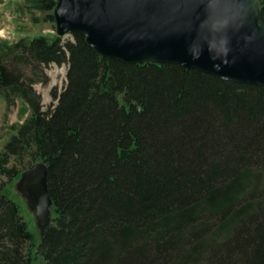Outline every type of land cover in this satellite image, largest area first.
I'll use <instances>...</instances> for the list:
<instances>
[{
	"label": "trees",
	"instance_id": "1",
	"mask_svg": "<svg viewBox=\"0 0 264 264\" xmlns=\"http://www.w3.org/2000/svg\"><path fill=\"white\" fill-rule=\"evenodd\" d=\"M71 37L0 42V98L31 112L0 150V264H264V88L105 60ZM5 56L68 64L52 110ZM38 162L53 203L39 249L5 193Z\"/></svg>",
	"mask_w": 264,
	"mask_h": 264
},
{
	"label": "water",
	"instance_id": "2",
	"mask_svg": "<svg viewBox=\"0 0 264 264\" xmlns=\"http://www.w3.org/2000/svg\"><path fill=\"white\" fill-rule=\"evenodd\" d=\"M58 38L78 34L102 59L166 64L264 88V22L258 0H56ZM17 192L33 213L39 246L53 205L44 162L22 172Z\"/></svg>",
	"mask_w": 264,
	"mask_h": 264
},
{
	"label": "rangeland",
	"instance_id": "3",
	"mask_svg": "<svg viewBox=\"0 0 264 264\" xmlns=\"http://www.w3.org/2000/svg\"><path fill=\"white\" fill-rule=\"evenodd\" d=\"M51 11H37L30 6L28 0H1L0 3V42L14 44L23 39H32L37 36H56L54 22H50L47 15ZM61 39V43L72 40L71 35ZM5 63L12 69H19L25 82L33 79L32 89L40 97L42 111H50L56 105L52 98L55 93L59 95L66 87V73L68 64L57 66H33L28 63L20 66L13 61L11 56H5ZM10 102L0 98V150L16 132L13 126L21 124L29 115L27 105L14 95L10 96ZM6 178L0 177V182H6ZM16 182L6 185L5 193L17 204L20 216L27 223L29 230L39 238L36 221L33 213L28 209L25 199L17 192Z\"/></svg>",
	"mask_w": 264,
	"mask_h": 264
}]
</instances>
